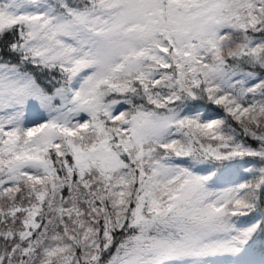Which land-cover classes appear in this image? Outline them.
I'll list each match as a JSON object with an SVG mask.
<instances>
[{
    "label": "snow or ice",
    "instance_id": "6c2138e0",
    "mask_svg": "<svg viewBox=\"0 0 264 264\" xmlns=\"http://www.w3.org/2000/svg\"><path fill=\"white\" fill-rule=\"evenodd\" d=\"M0 264H264V0H0Z\"/></svg>",
    "mask_w": 264,
    "mask_h": 264
}]
</instances>
